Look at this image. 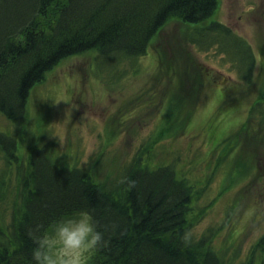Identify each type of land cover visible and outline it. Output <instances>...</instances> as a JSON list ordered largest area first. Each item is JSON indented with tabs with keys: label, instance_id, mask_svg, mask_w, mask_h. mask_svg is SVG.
<instances>
[{
	"label": "trees",
	"instance_id": "obj_1",
	"mask_svg": "<svg viewBox=\"0 0 264 264\" xmlns=\"http://www.w3.org/2000/svg\"><path fill=\"white\" fill-rule=\"evenodd\" d=\"M216 7L217 0H0V113L15 131L0 130L4 162L0 167V264H32L30 230L47 227L62 213L78 208H88L102 225H108L104 243L88 264H226L213 246L215 231L198 239L192 236L189 219L195 189L186 177L177 175L175 163L151 167L139 149L115 178L98 181L91 162L70 164L65 153L55 148V141H36L23 160L17 137L26 121L31 89L63 58L95 49L109 60L99 55L100 65H114L113 58L121 56L136 60L148 52L151 40L172 18L193 25L187 39L201 50L219 42L223 60L228 61L227 52L242 77L250 80L256 56L246 38L218 20L198 26ZM178 57L183 64L190 59L183 49L172 61ZM158 60L159 76V54ZM205 72L195 65L181 70L175 80L173 68L167 78L176 93L170 94L166 121L181 115L175 113L179 99L199 95ZM195 79L201 89L192 93ZM188 87L187 94L180 93ZM263 103L252 104L250 117L264 116ZM193 111L194 106L188 116ZM182 117L176 124L179 131L186 127L187 119ZM229 147L232 151L235 146ZM126 178L133 179L134 185ZM8 202L11 209L6 215ZM255 247L261 252L259 264H264V233Z\"/></svg>",
	"mask_w": 264,
	"mask_h": 264
},
{
	"label": "rangeland",
	"instance_id": "obj_2",
	"mask_svg": "<svg viewBox=\"0 0 264 264\" xmlns=\"http://www.w3.org/2000/svg\"><path fill=\"white\" fill-rule=\"evenodd\" d=\"M215 20L251 45L256 62L250 80L227 52L228 61L223 60L219 42L201 50L187 39L193 25L172 18L136 60L121 56L113 58L114 65H100V56L108 58L91 49L67 56L49 70L30 91L26 121L17 134L19 156L27 160L38 140L55 141L70 164L91 162L98 181L115 178L139 149L151 167L175 163L177 175L195 189L192 236L215 231L212 243L224 263L259 264L255 245L264 233V116L250 117V109L264 101V0H217L213 14L198 26ZM180 49L197 62L183 64L178 57L174 63ZM195 65L206 71L202 89L196 79L193 85L192 93L201 89L199 95L179 99L175 113L181 115L166 121L170 94L176 93L167 76L175 67L176 80L181 70ZM181 116L187 119L184 131L176 125ZM0 130L15 132L2 113ZM229 146L235 147L231 151ZM15 178L14 171L12 193ZM6 206L9 215L10 203Z\"/></svg>",
	"mask_w": 264,
	"mask_h": 264
},
{
	"label": "clouds",
	"instance_id": "obj_3",
	"mask_svg": "<svg viewBox=\"0 0 264 264\" xmlns=\"http://www.w3.org/2000/svg\"><path fill=\"white\" fill-rule=\"evenodd\" d=\"M126 179L134 185L133 179ZM107 228L88 208L62 213L47 227L37 225L30 230L32 264H88L104 243Z\"/></svg>",
	"mask_w": 264,
	"mask_h": 264
}]
</instances>
